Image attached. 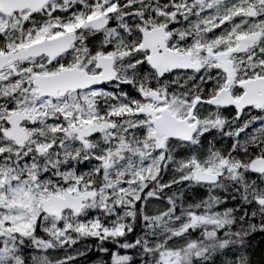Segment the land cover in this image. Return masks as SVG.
<instances>
[{
    "label": "snow or ice",
    "instance_id": "snow-or-ice-1",
    "mask_svg": "<svg viewBox=\"0 0 264 264\" xmlns=\"http://www.w3.org/2000/svg\"><path fill=\"white\" fill-rule=\"evenodd\" d=\"M0 264H264V0H0Z\"/></svg>",
    "mask_w": 264,
    "mask_h": 264
}]
</instances>
